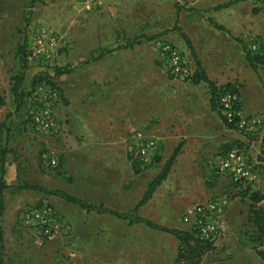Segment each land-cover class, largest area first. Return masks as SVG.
<instances>
[{
	"label": "rangeland",
	"instance_id": "374dc122",
	"mask_svg": "<svg viewBox=\"0 0 264 264\" xmlns=\"http://www.w3.org/2000/svg\"><path fill=\"white\" fill-rule=\"evenodd\" d=\"M228 1L231 0H98L86 10L78 0H0V60L5 67H15L18 74L29 71L30 82L14 94V101L8 100L0 108V123L4 124L0 128V147L10 150L4 158L3 180L9 185L28 182L95 205L106 200L105 207L118 206L116 211L127 213L181 142L180 152L166 178L152 198L139 207L138 215L159 226L190 231L182 222L185 209L219 199L223 202L220 219L223 235L215 241L216 251L208 255L207 264H264L238 233L248 209V200L241 192L248 186L264 194V166L258 163L264 148V63L253 71L243 52L244 44L264 58V4H258L261 12L257 15L241 4L212 10ZM208 18L235 32L247 23L259 26V33L253 27L247 38L236 40L230 33L216 29ZM175 22L191 40L205 71L225 80V84L234 85L241 117L248 124L255 122L253 129L240 131L226 127L218 113L207 110L202 97L197 106L202 118L197 122L189 120L193 109L187 108L184 97L193 91L187 87L186 78L170 74L161 56L160 61L154 60L153 67L161 72L163 85L155 84L148 91L137 81L138 110L123 122L124 133L135 127L159 137V161L129 175L134 195L113 198L98 187L82 188V180L100 184L115 175L107 172L97 158L86 166L81 164L82 156L76 159L77 154L69 146L70 127L65 119L69 107L63 93L60 97L51 87L56 98L45 92V104L39 103L32 78L42 71L51 75L57 67L68 71L71 65L79 67L82 56L71 57L75 47L79 48L88 37L125 35L124 28L128 26L138 37H161L153 42L154 46L175 47L192 68L189 49L180 33L173 30ZM39 25L60 38V47L48 65H38L20 52L29 30ZM144 63V68L150 67L147 61ZM59 78L54 80L55 84ZM176 101L180 105L177 109L172 106ZM167 102L170 111L165 109ZM45 105L55 117V126L48 130L37 128L31 121L32 113ZM76 108L72 107L73 115ZM76 126L80 129V122ZM231 144L242 148L257 182L236 185L219 171L218 159L226 145ZM50 158L56 160V165L48 164ZM10 165L14 168L12 172ZM0 199L3 204L1 254L5 264H172L176 254L178 241L174 236L144 224H129L109 213L87 212L58 195L5 189ZM261 204L264 205V200ZM44 205L52 208L61 229L52 241L40 236L23 218L24 212ZM129 205L132 209H123Z\"/></svg>",
	"mask_w": 264,
	"mask_h": 264
},
{
	"label": "crops",
	"instance_id": "0c3cea01",
	"mask_svg": "<svg viewBox=\"0 0 264 264\" xmlns=\"http://www.w3.org/2000/svg\"><path fill=\"white\" fill-rule=\"evenodd\" d=\"M236 4L243 5L247 11H251L255 6L253 0H238L226 8ZM260 12L261 10L255 14ZM128 27V29L124 28L125 35L88 37L79 48L75 47L71 57L82 56L81 65L79 67H72L71 65V70L61 75L57 82L69 107L65 119L70 127V132H68L69 146L77 154L76 159L79 160L78 157L82 156L83 162L81 164L86 166L87 163L90 165L97 158L107 172L115 175V178H111L109 181L104 180L100 184H94L89 179L82 180L81 187H98L113 198L134 195L135 193L132 191V180L129 178V175L134 172L123 141V122L126 117L138 110L139 96H137V92L139 86L137 81L141 84L140 87H145L148 91L150 86L152 88L155 84H160L161 72L153 65L155 59L160 61L161 56H163L162 47L158 48L153 44V42L159 41L161 37H146L149 39L143 38L139 40V43L133 42L138 36L132 34V29L130 26ZM253 27L256 28L255 25L250 26L247 23L245 26L242 25L238 32L233 31L232 28H228L229 30L224 28L232 37L244 39L250 35V30ZM256 29V33H259V26ZM151 34H154V31H151ZM118 45H123V47ZM138 61H142V63L147 61L150 67L144 68L143 64H139ZM191 61L192 70H194L195 64L192 58ZM15 70V67H5L0 60V91L3 92L1 95L5 96V102L14 101L12 88L17 76H22L17 90L30 84L28 82L29 71L25 70L22 75ZM206 74L217 86L225 84V80L214 77L207 71ZM186 85L193 91L184 97L187 108L193 109L189 114V120L197 122L202 118L200 110L197 109L200 97L205 102L207 110L211 111L209 91L204 83L192 84L188 81ZM170 100L169 96L168 101ZM74 106L77 107L75 115L72 111ZM172 106L177 109L180 105L176 101ZM165 109L170 111L168 102ZM211 112L214 113V111ZM77 122H80V129L76 126ZM119 134H121L120 138ZM12 169L14 168L10 165L9 172H12ZM138 201L136 198L135 205ZM101 202L102 204L108 203L106 200H101ZM118 208V206H111L110 209ZM123 209L126 211L132 209V205Z\"/></svg>",
	"mask_w": 264,
	"mask_h": 264
},
{
	"label": "built area",
	"instance_id": "2783aa9c",
	"mask_svg": "<svg viewBox=\"0 0 264 264\" xmlns=\"http://www.w3.org/2000/svg\"><path fill=\"white\" fill-rule=\"evenodd\" d=\"M86 10L98 2V0H78ZM60 47V38L44 25L36 26L29 30L23 44V53L26 58L38 65L51 64ZM254 49V45L251 46ZM164 59L166 60L170 74L175 78H189L193 70L183 59L180 52L169 44L162 46ZM44 72V71H42ZM51 86L45 81L39 82L35 87V99L39 103L47 100L45 92L50 97L56 98V93L51 91ZM219 107L226 122L232 124L240 131H250L255 122H246L241 117L237 107L235 93L222 92L218 96ZM45 104V103H44ZM32 123L39 129L48 130L55 126V117L48 105L43 106L31 115ZM126 152L129 162L141 169L154 164L155 157L160 154L159 137L147 130L130 127L123 134ZM259 165L264 166V148L259 155ZM50 165H56V160L50 158ZM218 169L231 182L241 185L257 182V175L251 170L246 157L239 145L229 148L218 159ZM223 202L219 199L208 200L187 208L182 215V222L195 231L201 238L212 241L223 235L220 227V219L223 214ZM25 222L32 225L37 233L48 241L56 239L60 235V225L52 208L48 205L33 208L23 213Z\"/></svg>",
	"mask_w": 264,
	"mask_h": 264
},
{
	"label": "trees",
	"instance_id": "16d2710c",
	"mask_svg": "<svg viewBox=\"0 0 264 264\" xmlns=\"http://www.w3.org/2000/svg\"><path fill=\"white\" fill-rule=\"evenodd\" d=\"M236 1L238 0H231L219 4L213 7L212 10L218 11L220 9L226 8L227 6H229L230 4ZM253 1L255 3V6L253 7L252 12L257 13L261 9L258 6V4H264V0H253ZM176 11L178 13L179 11L178 7H176ZM208 22L211 25H213L216 29L226 31L228 33V31L222 25L217 24L211 18H208ZM173 30H177L180 33V36L185 42L187 48L189 49L191 58L195 64V69L193 70L192 75L189 78H186V80L192 84H199V83L206 84L209 91L210 110L219 114L221 121L224 123L226 127L233 128L234 126L232 124H228L223 114L221 113L218 102V96L222 92H231L236 94V89L234 88V85L230 83H226L224 85L217 86L211 79H209L189 37L184 32H182L181 28L177 26L176 22L173 26ZM143 38L149 39L146 37H137L133 40V42H139V40ZM235 39L237 40V38ZM249 49L243 44V52H244L245 60L248 66L253 71H256L258 66L264 63V58L258 52H254L251 49L250 50ZM20 52H22L23 54L21 48H20ZM65 72H68V70H61L59 67L55 68L53 74L51 75L45 72H39L32 78L33 90H35V87L39 82L45 81L52 88L56 89L57 92L59 93V96L62 97L61 90L59 86L55 84L54 80L58 79ZM21 79L22 76L16 77L14 86L12 88L13 94H17L18 92L17 87ZM4 104H5V99L2 95H0V108H2ZM3 125H4L3 122L0 123V128H2ZM181 145H182L181 142L177 144V146L173 149L172 153L165 161L164 165L162 166L158 174L148 182L142 197L133 207L131 212L121 213L116 210H112L110 208L105 207L102 203H99L97 205L86 203L85 201H82L81 199L75 196L68 195L66 193L59 192L57 190H49L42 186L31 184L28 182L17 183L15 185L7 184L3 180L2 174L4 173V169H3L4 158L6 153L10 152V150L5 149L4 146L0 147V164H1L0 165V197L2 195L3 190L5 189H14L17 191L26 189L43 194L58 195L68 203L77 205L87 212L94 211L96 213H109L115 216L116 218L127 220L129 224H144L151 229L160 230L174 236L178 241V245L172 264H207L205 260L208 257V255L216 251V246L214 242L201 238L193 230L185 231L181 229H173V228L170 229L163 226H159L154 222L138 215L137 213L139 207L145 204L151 198L152 193L154 192L156 187L159 186L160 183L166 178L170 170V167L172 166L176 156L180 152ZM226 146L228 147L223 150V154L229 148L235 146V144L226 145ZM159 156L160 155L155 157L154 163L159 161ZM132 169L134 173H138L141 171V168L134 164L132 165ZM236 185H241V184H236ZM241 195L248 200V209L244 220L242 221L241 225L238 228V233L245 242H248L252 246V249L254 250L255 254L261 260H264V205L261 204V202L264 200V194H261L260 192L257 191H252L249 189L248 186H246L243 192H241ZM2 209H3V204H2V200L0 199V215ZM2 249H3V237H2V229L0 223V264H5L3 262L2 254H1Z\"/></svg>",
	"mask_w": 264,
	"mask_h": 264
}]
</instances>
